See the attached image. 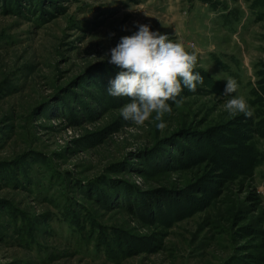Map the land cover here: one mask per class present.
<instances>
[{"label":"rangeland","instance_id":"obj_1","mask_svg":"<svg viewBox=\"0 0 264 264\" xmlns=\"http://www.w3.org/2000/svg\"><path fill=\"white\" fill-rule=\"evenodd\" d=\"M138 24L204 77L163 131L107 93ZM0 264H264V0H0Z\"/></svg>","mask_w":264,"mask_h":264},{"label":"clouds","instance_id":"obj_2","mask_svg":"<svg viewBox=\"0 0 264 264\" xmlns=\"http://www.w3.org/2000/svg\"><path fill=\"white\" fill-rule=\"evenodd\" d=\"M103 58L121 69L110 80L107 93L129 98L130 102L120 108V115L137 126L155 120V126L163 131L167 126L163 118L171 114L172 104L182 103V91L186 88L196 92L198 85H204V77L194 72L195 51L190 52L169 35L152 30L149 24H138L133 34L121 37L110 50V58ZM226 81L222 94L230 98L223 105L225 111L232 116L254 118L248 101L238 92L237 80Z\"/></svg>","mask_w":264,"mask_h":264},{"label":"trees","instance_id":"obj_3","mask_svg":"<svg viewBox=\"0 0 264 264\" xmlns=\"http://www.w3.org/2000/svg\"><path fill=\"white\" fill-rule=\"evenodd\" d=\"M240 133H237V135L236 136H240L239 135ZM226 137H227V139H229L228 138V136H224V139H226ZM211 139H212V136H211ZM208 142V147H207V149L206 148H204V149H206L204 152H200L199 154H201V153H204V154H206V153H208V154H210L211 156H213V159L214 158H217L215 161H216V163H217V167H218V169L219 170H223V168H225V166H224V164H225V162L228 160L229 162L231 161L229 158H227L228 157V154L227 153H225V151L227 152V151H231L232 149L231 148H229V150H227V149H219L217 146V144H211L209 141H207ZM206 141L204 142V144H202V145H205L206 143H207ZM238 142V141H237ZM222 143H229L228 141L226 142V140H222ZM194 145V147L196 148V144H193ZM197 145L200 147V150H202L203 148H202V146H200L199 145V143H197ZM193 154L194 153H187V155H188V159L190 160V161H192L193 160V158H194V156H193ZM199 154H196V155H199ZM184 156V155H183ZM182 156V157H183ZM191 156H193V157H191ZM174 157V156H173ZM196 157H201V155H199V156H196ZM232 163V166H231V168H232V173H234V171L237 169V167H238V165L240 164V162L238 161V162H231ZM238 163V164H237ZM229 172H231V171H229ZM233 175V174H232ZM137 204V203H136Z\"/></svg>","mask_w":264,"mask_h":264}]
</instances>
